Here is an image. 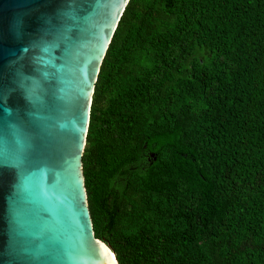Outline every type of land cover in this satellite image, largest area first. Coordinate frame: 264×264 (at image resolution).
<instances>
[{
	"label": "trees",
	"instance_id": "16d2710c",
	"mask_svg": "<svg viewBox=\"0 0 264 264\" xmlns=\"http://www.w3.org/2000/svg\"><path fill=\"white\" fill-rule=\"evenodd\" d=\"M82 174L118 264H264V0H129Z\"/></svg>",
	"mask_w": 264,
	"mask_h": 264
},
{
	"label": "water",
	"instance_id": "95a60500",
	"mask_svg": "<svg viewBox=\"0 0 264 264\" xmlns=\"http://www.w3.org/2000/svg\"><path fill=\"white\" fill-rule=\"evenodd\" d=\"M128 2L0 0V264H118L94 235L82 155Z\"/></svg>",
	"mask_w": 264,
	"mask_h": 264
},
{
	"label": "bare ground",
	"instance_id": "6f19581e",
	"mask_svg": "<svg viewBox=\"0 0 264 264\" xmlns=\"http://www.w3.org/2000/svg\"><path fill=\"white\" fill-rule=\"evenodd\" d=\"M111 255V254H110ZM111 258L113 259V255H111Z\"/></svg>",
	"mask_w": 264,
	"mask_h": 264
}]
</instances>
